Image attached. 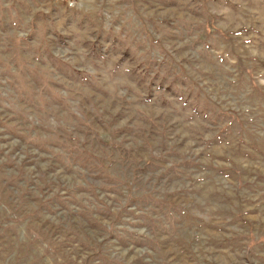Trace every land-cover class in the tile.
Wrapping results in <instances>:
<instances>
[{
  "label": "rangeland",
  "instance_id": "1",
  "mask_svg": "<svg viewBox=\"0 0 264 264\" xmlns=\"http://www.w3.org/2000/svg\"><path fill=\"white\" fill-rule=\"evenodd\" d=\"M0 264H264V0H0Z\"/></svg>",
  "mask_w": 264,
  "mask_h": 264
}]
</instances>
